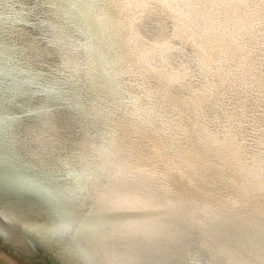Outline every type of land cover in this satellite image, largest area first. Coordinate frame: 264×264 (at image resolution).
Here are the masks:
<instances>
[{"label": "bare ground", "instance_id": "1", "mask_svg": "<svg viewBox=\"0 0 264 264\" xmlns=\"http://www.w3.org/2000/svg\"><path fill=\"white\" fill-rule=\"evenodd\" d=\"M0 264H264V0H0Z\"/></svg>", "mask_w": 264, "mask_h": 264}]
</instances>
